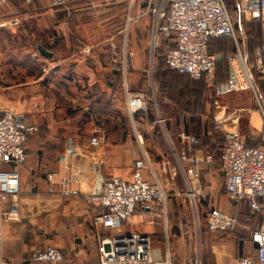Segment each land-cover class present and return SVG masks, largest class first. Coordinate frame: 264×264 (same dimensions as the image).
<instances>
[{"label": "rangeland", "instance_id": "374dc122", "mask_svg": "<svg viewBox=\"0 0 264 264\" xmlns=\"http://www.w3.org/2000/svg\"><path fill=\"white\" fill-rule=\"evenodd\" d=\"M9 1L18 11L15 13L22 19V23L17 29L6 28L7 30L0 31V96L6 95L8 106L14 109L13 111L22 112L29 121L38 125L39 135L53 134L65 139L67 150L69 149L68 139L74 131L78 140L81 142L87 140L88 144L99 128H102L106 135L108 131L105 126L106 121H102L97 104L87 102L84 98L86 94H82L81 84L72 80V72H70L73 69L72 63H85V59H88L86 63L89 64L91 59H101L105 70L119 69L124 73L117 81L109 80L113 83L112 87H109L105 79L103 80L102 74L98 75L99 90L94 89V94L98 96V92L110 91L111 93L114 90L116 106L106 109L107 111L116 109L120 115L116 117L111 113L112 115L107 119L128 122L131 119L125 110V95L127 90L128 92L130 90L127 76L131 66L132 43L138 46L145 44L152 59H155L160 51L165 52L175 44L172 36L158 34V45L154 48L152 16L140 17L128 25L131 13L130 2L134 0H83L78 4H73L71 0L72 5L70 4L67 9L54 7L47 0ZM135 1L142 3L140 7L136 5L137 7L135 6L133 10L134 15H137L146 6L148 0ZM226 2L236 23L239 40L245 39L246 43L249 40L251 47H256L260 35L259 25L238 16L236 0H226ZM224 45L230 46V52L237 50L234 41L230 44L219 42L218 49ZM38 46L52 52L53 58L42 56ZM85 47H92L95 51L94 55L85 57L84 53L81 54ZM218 56L220 61L217 72L220 77L223 75L222 77L225 78L221 81L217 75V81L224 82L229 71V60L225 53ZM167 74H165L167 79L160 88L167 93L170 100L167 114L173 116L174 123L183 122L188 125L181 132L185 131L195 136L203 133L205 135L219 134L222 139L224 133L216 128L217 119L224 114L228 116L238 111V121L234 122L236 129L229 123L225 127L226 131L239 130L241 135L247 137L251 134L252 129L247 123L248 118L255 112L260 114L255 92L248 90L221 96L216 94L206 79L194 80L188 75L169 73L167 76ZM79 75L81 83L86 84L85 76ZM158 77L157 75L156 78ZM39 79H41L40 83L35 85V87L38 85V90H28L27 97L22 102L16 92L17 86L22 83L33 84ZM33 94L35 98L32 97ZM152 103L154 112L150 111V117L157 120V102L154 98ZM143 118L144 120L136 119V121L146 123L148 117ZM158 130L161 132V137L156 142L163 143V146L150 147L155 150L154 152L149 147H144L149 151L151 158L159 155V152L165 154L162 162H154V165L157 164L161 168L157 171L158 182L165 187L168 194L167 204L163 206L165 220L170 222L176 220L177 224L182 225V228L189 233L188 237H196L193 264L212 262L214 253L207 246L210 233L218 237H232L236 242L242 240V247H244L245 242L242 237H251L253 230L264 221V214H254L247 203L233 201L226 195L232 207L227 208L224 204H218L217 208L210 211L209 216L220 211L237 218L239 225L234 232L211 231L210 217L208 216L207 221L205 219L210 209L208 206L210 196L208 194L197 196L195 190H192L193 193L190 192L195 179L186 176L181 163L177 162V156L173 153L176 148L168 143L170 138L176 144V138L169 137V134L168 136L162 134L160 127ZM193 194L194 197H192ZM33 229H28L26 237L48 236L47 228L44 230L45 227L37 228V233H33ZM252 250L253 245L250 241L247 252ZM171 263L175 264L174 260Z\"/></svg>", "mask_w": 264, "mask_h": 264}, {"label": "crops", "instance_id": "0c3cea01", "mask_svg": "<svg viewBox=\"0 0 264 264\" xmlns=\"http://www.w3.org/2000/svg\"><path fill=\"white\" fill-rule=\"evenodd\" d=\"M82 1L73 0L72 3L78 4ZM10 2L8 0L0 8V31L17 29L22 23V19L15 13L18 11ZM136 5L140 7L142 3L136 1ZM132 49L130 72L127 76L130 90L125 95V110L131 119L128 122L107 119L112 114L116 117L120 115L116 109L112 111L106 109L116 106L114 90L111 93L110 91L98 92V96L94 94V89L99 90L98 75L102 74L103 80L105 79L109 87H112L111 82L117 81L124 73L119 69L105 70L101 59H91L88 64L86 63L88 59L83 58L85 63L71 64L72 80L81 84L82 94H86L85 100L90 104H97L102 121H106L107 140L101 148L92 147L87 140L81 142L77 139L75 131L70 136L76 138L75 147L68 150L67 143H64L65 139L53 134H36L31 136L26 144L27 160L24 164L2 166L5 170H17L21 176L20 218L0 222V258L4 263L31 264L30 259L34 252L53 246L62 250L68 264H99L101 262L99 246L104 238L140 232L149 234L154 246L162 248L165 257L172 262L174 260L175 264H193L196 237H188L189 233L182 228V225H178L176 220L173 222L165 220V213L157 207L148 208L140 205L131 221L124 222L117 232H107L96 224V216L101 207L97 201H92V196L97 194L100 186L113 176L131 180L136 161L140 159L145 161L144 179L152 183L158 182L157 171L161 168L157 164L154 165V162H162L165 154L159 152V155L151 158L144 146L149 148L163 146V143L156 142L161 137V132L158 130L160 127L162 134H169V137L176 138V144L170 138L168 143L176 148L173 153L178 159V154L182 151L178 134L186 126L188 127L183 122L174 123L173 116L167 114L170 100L167 93L160 88L167 79L165 75L167 68L160 63L162 56L158 54L155 59H152L145 44L138 46L132 43ZM247 49L252 51L249 40ZM93 51V49L89 52L84 50L81 54L91 57L95 53ZM152 62L155 63L152 64ZM79 74L85 76L86 84L81 83ZM157 75L158 78H156ZM40 80L34 81L33 84L22 83L17 86L16 92L22 102L27 97L28 90H38V85L36 87L35 85L40 83ZM257 83L264 97V80H258ZM32 97L35 98V94ZM153 98L157 102V120L150 117V111L154 112L151 105ZM158 100H160L159 103ZM7 101L6 95L0 96V111L14 110L8 106ZM14 112L25 116L22 112ZM143 117H148L146 123L136 121V119L144 120ZM247 123L252 131L248 137L244 135L243 137L251 146L260 145V133L263 126L261 115L257 112L253 113ZM140 135L144 137L142 142ZM201 136L205 144L195 148L194 152L202 157L210 152L215 153V160L213 163L201 164L202 175L194 180L190 192L195 190L197 196L204 194L210 196L208 201L210 209L205 218L207 221L210 211L217 208L218 204H224L227 208H231L232 204L229 203L225 194V177L219 163L220 155H218L225 144V135L222 139L219 134L213 135V133L208 135L203 133ZM150 150L155 151L152 148ZM49 175H54L52 180L49 179ZM67 177L70 178L72 190L77 193L64 194L63 180ZM194 196L193 194L192 197ZM263 223L264 221L259 225ZM40 227H45L44 230L47 228V237H26L28 229H33V233H37V228ZM242 238L245 242L244 247H242V240L236 242L232 237L208 234L207 246L214 253L210 264H237L240 257L253 255L256 246L252 238ZM250 241L253 250L247 252Z\"/></svg>", "mask_w": 264, "mask_h": 264}, {"label": "built area", "instance_id": "2783aa9c", "mask_svg": "<svg viewBox=\"0 0 264 264\" xmlns=\"http://www.w3.org/2000/svg\"><path fill=\"white\" fill-rule=\"evenodd\" d=\"M7 1L0 0V8ZM48 1L58 8L67 9L71 4V0ZM236 4L239 17L261 24L262 43L254 52L247 49L245 39L239 40L226 0H148L137 15L133 12L136 1H131L128 25L140 17L152 16L154 48L158 45V34L175 36V47L165 57L168 67L194 80L206 79L217 95L248 90L255 92L257 108L263 119L260 145H249L239 130L226 131L229 123L236 129L234 122L238 121V111L219 117L216 128L225 135L226 144L219 163L225 177L226 195L233 201L247 202L254 214H264V97L257 83L264 80V0H236ZM214 39H231L237 47L229 58V76L224 82L217 81V57L209 49ZM91 50L92 47H85V51ZM39 132V126L26 116L9 109L0 111V222L18 220L21 215L20 173L5 170L2 166L24 164L27 160L26 144L31 136ZM106 140L105 131L99 128L90 145L100 148ZM179 140L182 151L178 160L186 176L197 179L202 174L201 164L213 163L214 155L208 153L202 157L194 152L195 147L202 143L195 135L183 131ZM75 144L76 139L70 137L69 149ZM144 168L145 161L137 160L131 180L113 176L99 188V192L92 197V201H97L101 207L96 216L97 225L113 233L136 214L140 205L159 207L163 211L168 201L167 191L161 183L145 180ZM53 176L49 175V179L52 180ZM63 190L66 195L77 193L72 190L68 177L63 180ZM209 217V228L214 232H234L239 225L237 218L220 211ZM251 238L256 246L255 253L240 257L237 264H264V223L253 230ZM99 251V264H172L165 257L164 250L155 247L151 236L145 233L109 236L101 241ZM30 261L31 264H68L62 250L53 246L34 252ZM0 264L6 263L0 258Z\"/></svg>", "mask_w": 264, "mask_h": 264}, {"label": "trees", "instance_id": "16d2710c", "mask_svg": "<svg viewBox=\"0 0 264 264\" xmlns=\"http://www.w3.org/2000/svg\"><path fill=\"white\" fill-rule=\"evenodd\" d=\"M253 24H257V25H259V28H260V35H259V42H258V45L256 46V47H254V48H252V51L251 52H254L260 45H261V43H262V29H261V24H260V22H257V21H254V22H252ZM173 40H174V42H175V36H173L172 35V37H171ZM229 42V44L230 43H233V40H231V39H214V40H212L211 42H210V46H209V49H210V52L211 53H213V54H215L216 55V57H217V67H218V62L220 61V58H219V56L218 55H221L222 53H225V54H227V59L229 60V58H230V56L231 55H233L236 51H234V52H230V46L229 45H224V46H226V47H224V46H222L221 47V49H218V43L219 42ZM173 47H175V44L173 45V46H171L167 51H165V52H161L160 51V53H159V55H161L162 56V60H161V65L163 66V67H165V68H167V70H166V74L168 73H177V74H181V73H178V72H176V71H173V70H171L169 67H168V65H167V63H166V60H165V57H166V54H167V52L170 50V49H172ZM158 55V54H157ZM156 55V56H157ZM224 55V54H223ZM228 64H229V62H228ZM167 74V75H168ZM181 75H187V74H181ZM189 76V75H188ZM223 76V75H222ZM220 77L219 76V74H218V77H219V79L221 80L222 78H225V77ZM228 76H229V71H228V73H227V78H226V80L228 79ZM191 77V76H190ZM192 78V77H191ZM193 79V78H192ZM201 80H203V79H201ZM222 81V80H221ZM213 135H215V134H213ZM217 135V134H216ZM201 141H202V143H200L199 145H197L195 148H197V147H201V146H203L204 144H205V141H204V139H203V137L201 136V135H196ZM178 137H179V135H178ZM225 144H226V142H225ZM225 144H224V146L222 147V149H221V151H220V153L218 154V155H221V153H222V151H223V149H224V147H225ZM212 155H215V153H212V152H210Z\"/></svg>", "mask_w": 264, "mask_h": 264}, {"label": "water", "instance_id": "95a60500", "mask_svg": "<svg viewBox=\"0 0 264 264\" xmlns=\"http://www.w3.org/2000/svg\"><path fill=\"white\" fill-rule=\"evenodd\" d=\"M39 50L42 56L46 57V58H53V53L47 51L45 48H43L42 46H39Z\"/></svg>", "mask_w": 264, "mask_h": 264}]
</instances>
